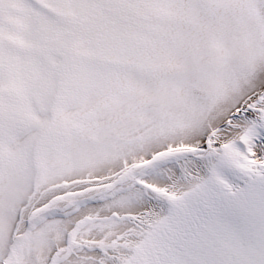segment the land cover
Listing matches in <instances>:
<instances>
[{"label": "snow or ice", "instance_id": "1", "mask_svg": "<svg viewBox=\"0 0 264 264\" xmlns=\"http://www.w3.org/2000/svg\"><path fill=\"white\" fill-rule=\"evenodd\" d=\"M0 264H264V0H0Z\"/></svg>", "mask_w": 264, "mask_h": 264}]
</instances>
